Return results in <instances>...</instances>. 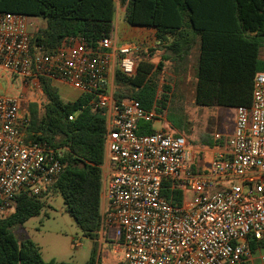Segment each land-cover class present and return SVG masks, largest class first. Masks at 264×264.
Instances as JSON below:
<instances>
[{"label":"built area","instance_id":"1","mask_svg":"<svg viewBox=\"0 0 264 264\" xmlns=\"http://www.w3.org/2000/svg\"><path fill=\"white\" fill-rule=\"evenodd\" d=\"M38 27L36 18L0 12V68L22 77L27 87L40 88L41 78L69 84L89 97L81 108L105 117L100 232L115 253H124V264L249 259V242H264V70L255 75L250 106L235 108L227 150L206 171L195 172L185 137L139 133L142 122L158 119L155 108L109 96L108 71L116 58L125 75L135 73L133 46L115 47L113 35L95 47L68 37L49 52L33 41ZM22 98L23 92L0 95V215L13 212L20 190L40 195L65 168V148L24 143L19 129L28 117L21 113ZM163 189L169 199L161 196ZM177 190L182 198L174 203ZM260 260L264 264V253Z\"/></svg>","mask_w":264,"mask_h":264},{"label":"trees","instance_id":"2","mask_svg":"<svg viewBox=\"0 0 264 264\" xmlns=\"http://www.w3.org/2000/svg\"><path fill=\"white\" fill-rule=\"evenodd\" d=\"M118 10L123 11L124 21L131 26L155 28L158 44L150 53L164 50L167 55L155 65L142 53L136 54L135 73L131 76L117 69L116 84L131 91L128 96L118 91L117 100L135 98L141 107L154 108L158 85L153 77L164 71L166 61L179 69L183 57L187 58L196 47V103L234 109L250 106L255 75L264 70L260 55L264 0H0V12L45 22L35 31L33 41L49 52L68 37H78L95 47L103 38L112 36ZM40 87L45 102L40 107L31 104L26 114L28 122L19 129L20 136L26 144L43 142L65 148V168L45 192L61 194L78 227L94 242L86 264H102L97 257V240L102 223L106 119L89 108H81L88 96L65 101L49 78H41ZM153 132L141 124L139 133ZM161 196L169 199L170 191L163 189ZM41 197L42 193L32 195L22 189L15 195L13 212L0 215V264H70L44 261L33 241L19 243L12 232L39 214ZM173 198L174 203H179L182 193L174 191ZM249 246L255 253L264 249V242L251 240Z\"/></svg>","mask_w":264,"mask_h":264},{"label":"rangeland","instance_id":"3","mask_svg":"<svg viewBox=\"0 0 264 264\" xmlns=\"http://www.w3.org/2000/svg\"><path fill=\"white\" fill-rule=\"evenodd\" d=\"M37 22L39 27L45 25V22L41 19L37 20ZM113 24L112 35L118 48L123 44L136 42L129 35L132 26L124 21L123 11H117ZM148 45L140 43L139 47H141V50L134 52V58L136 59V54L142 53L143 58L146 57L148 59L150 55L142 50L147 49ZM260 51L261 59L264 61V38L261 41ZM157 61L158 59H155V62ZM166 71L170 72V70L164 69L162 73L153 77L158 85V102L154 105L158 119L149 123L142 122L141 124L155 130L162 129L164 126L168 127L172 130L171 132H174L173 135L185 137L193 147L208 146L212 148L216 144L220 145L227 138H230L234 131V108L197 104L195 100L196 77L194 79L175 78ZM54 85L59 96L65 101H74L80 96V92L69 84L54 82ZM120 89L123 90L122 93L125 96L131 94L128 88L115 84L114 92L118 93ZM22 91L23 98L20 106L23 116L27 114L31 104L35 103L40 107L45 102L41 87H27L22 77L0 68V95L12 94L19 96ZM208 157L209 155L205 154L202 160L195 165V172H199L197 170L200 166L205 168ZM189 197L190 194H188L187 198ZM40 200L43 206L39 214L12 229L17 241L19 243L25 240L33 241L40 248L44 261L54 260L70 264H86L91 258L94 242L87 238L78 227L68 212L61 194L52 191L44 192ZM9 213L11 212L2 214L7 216ZM100 235L101 232H99V237ZM101 236L102 240L106 239V236ZM74 241L79 242L80 246L73 248ZM106 241L109 242L110 240L106 239ZM109 243V245L104 243H98L97 245V257H100L101 263L124 264V253H115L112 242L110 241ZM263 253L264 249L252 253L251 257L245 259L241 264H261L260 256Z\"/></svg>","mask_w":264,"mask_h":264},{"label":"crops","instance_id":"4","mask_svg":"<svg viewBox=\"0 0 264 264\" xmlns=\"http://www.w3.org/2000/svg\"><path fill=\"white\" fill-rule=\"evenodd\" d=\"M131 28L132 29H131V32H130L129 35L131 37H133L136 42H130V43H127V44L133 46L136 49L134 52L141 50V47H139L140 43L149 44L147 49H142L143 51L148 53V55H150V57L148 59L146 57H144V59L150 60L154 64L155 63H159L161 61L163 55H167V52L165 53L164 50H158V51H156V53H153V54L149 53L150 49L156 48L157 44H158V41H157V38H156V29L155 28L138 27V26H132ZM115 45H116V43H115ZM115 47H117V46H115ZM134 52H133V58H134ZM197 57H198V50H197L196 47H194L190 51V53L188 54L187 58L183 57L184 60L182 62H180V65H182V66L180 67L179 65H177V66H179V69H176L174 67L172 68L171 67L172 64L170 63V61L164 62L165 63V69L170 70V72L169 71H166V72L170 73V75L172 77H175V78L183 77V78L194 79L196 77V73H195V69L194 68H195V66L197 64ZM155 59H158V61L155 62ZM117 69H118V59L116 58L112 62L111 66L109 68V71H108L109 96L112 99H114V100H117V98L115 97L116 93L114 92V87H115V84H116L115 72H116ZM173 71H177V74L174 73ZM56 82H60V81H56ZM120 87L126 88V87H124L122 85ZM119 91L121 93L123 92L122 89H120ZM128 91H129V88H128ZM80 96H81V94H80ZM122 99H124V98H122ZM159 130H163V131H166V132H169V133H172V134L174 133V132H171L172 131L171 129H169L168 127H165V126L162 129H159ZM154 131H155V129H154ZM228 139L229 138H227L224 143H222L220 145L216 144L212 148H209L208 146H203V147H193V146H191V164H190V166H191L192 170L196 171L195 168H194L195 165L198 164V162L202 160V157L205 154L206 155L208 154L209 157H208L207 164L205 165V168H203V166L201 168V166H200L198 168V170H197L199 172L206 171L207 167H209L208 165H210V163L214 159H216L217 156H219L220 153H222L225 150H227V140ZM97 241H98L99 244H103V243L104 244H108V245L110 244L109 243L110 241L107 242L106 239L102 240V236L101 235H100V237L98 238Z\"/></svg>","mask_w":264,"mask_h":264}]
</instances>
